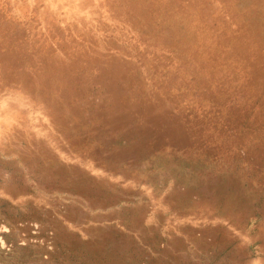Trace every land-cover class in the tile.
I'll list each match as a JSON object with an SVG mask.
<instances>
[{
  "label": "bare ground",
  "instance_id": "bare-ground-1",
  "mask_svg": "<svg viewBox=\"0 0 264 264\" xmlns=\"http://www.w3.org/2000/svg\"><path fill=\"white\" fill-rule=\"evenodd\" d=\"M106 2L115 14L110 13L128 24L133 39L145 43L148 53L168 52L157 57L156 66L136 53L134 45L127 49L130 60L122 58L120 45L118 53L105 54L103 45L75 29L92 46L75 54L64 51L68 58L60 59L61 52L50 54L38 28L15 17L17 6L0 0V90L15 78L16 83L23 82L21 89H34L32 98L48 92L44 108L71 151L102 170L133 177L156 191L169 188L166 200L180 215H220L240 227L259 218L256 230L264 252V0ZM46 23L57 40L56 32L63 31L50 17ZM66 35L65 42H76ZM252 57L258 59L249 60ZM135 59L143 62L147 74L139 71ZM193 72L197 76L186 89L189 78L184 75ZM231 74L240 84L223 85ZM25 145L0 143V151L15 155L29 170L33 159L36 185L71 191L90 205H107L108 218L138 227L142 206L117 207L126 195H135L132 190H121L103 175L92 177L76 165L57 163L52 154H36ZM27 149L32 155L24 157L21 153ZM15 165L14 160L0 159V169L19 172ZM7 183L12 193L29 190L21 180ZM209 190L213 193L207 194ZM187 231L194 233L191 227ZM131 246L125 241L118 248L129 251Z\"/></svg>",
  "mask_w": 264,
  "mask_h": 264
},
{
  "label": "rangeland",
  "instance_id": "rangeland-1",
  "mask_svg": "<svg viewBox=\"0 0 264 264\" xmlns=\"http://www.w3.org/2000/svg\"><path fill=\"white\" fill-rule=\"evenodd\" d=\"M7 1L18 7L19 10L14 9V15L17 19H20L26 24H32L40 30L39 35L41 38L43 36L47 40L48 43L46 44L49 47L51 55L56 56L57 52H61V55L58 56H62L60 59H64L63 57L68 58L62 54L64 51L69 54H75L84 50L85 46H92L88 44V40L84 41L80 39L74 33V29L76 31L82 30L86 32L89 38L95 39L99 44L103 45V53L105 54L118 53V45L122 48L124 47L122 58L125 60L131 59V56L127 52L130 45H134L136 47V53H139L146 60L152 62L154 66L157 65V57H163L168 54L165 49H159V56H152L148 53V50L145 49L144 42L133 39L134 33L128 24L123 19L116 18L110 13V10L112 12L113 10L106 0ZM48 17L52 18L55 21L56 27L63 31L56 32L60 36L57 40L54 38L52 31H47L48 25L46 19ZM27 30L24 29L25 34H27ZM66 33L75 39L76 42H65L64 37L67 36ZM65 43L67 44L66 48L60 47ZM76 44H79L82 49L78 50L81 47L77 48ZM257 59V57H252L249 60L253 61ZM135 63L142 74H147V71L143 67V62L140 59H135ZM255 64L253 63L251 67L255 66ZM192 74L193 76H191ZM192 74L184 75L189 78V81L185 85L186 89L191 85V80L197 76L195 72ZM231 75V79L227 77L222 80L223 85L231 87L232 81H240L237 76ZM30 78L32 79L33 76ZM15 80L14 78L11 82L13 86L8 82L9 86L0 90V143H5L6 145L12 144L14 148L15 146H26L25 144L27 143L28 148L35 151L36 154L40 153L42 155L44 151L45 154H52L56 158L57 163L76 165L92 177H95L96 174L103 175L105 178H108L109 182L120 187L121 190H132L136 195L134 198L135 202L141 203L146 218L151 216L153 223H157V227L161 231L159 235L163 237H153L159 241L157 243L158 247L163 248L167 246L171 250L172 248L169 242H167L171 241L169 239L182 243L184 246L183 249L173 248V256H183L186 261H189L188 263L239 264L241 260L240 263L242 264H264V252L262 251V244L258 240L259 236L256 230L258 228L257 226H260L259 218L252 217L246 222L244 227H240L231 223L229 220L219 218L217 215L209 217L202 213L178 214L172 210L170 202L166 200V196L170 191L169 188L164 187L156 191L148 183L139 182L133 177L123 176L120 173L102 170L94 162L77 156L76 153L71 151L69 143L60 127L53 121V117L44 108L47 104L46 98L48 95L46 93L48 92L42 91L41 93L46 98H32V95L35 94L34 89L28 86L27 89H21L23 82L18 81L16 83ZM28 83L26 82L24 84ZM236 83L240 84L239 82ZM206 87H204L205 91L208 88ZM59 90L57 88L58 92ZM245 91L247 90H244V95L247 93ZM57 100L63 103V99L57 98ZM24 133H27L28 136L23 138ZM26 138L28 141L25 143ZM240 152L241 154L243 153L242 150ZM21 154L24 157L32 155L28 154V149L27 153ZM0 159L8 161L14 160L16 169L19 171L13 173V169L10 167L0 169V264H94L90 262L92 260L88 259V257L95 256V249L93 246L87 245V247L83 243L95 239V236L91 235L87 229L90 227H104L108 224L114 225L118 229L123 228L121 223L116 219H86L81 218L80 214L76 212L73 213L75 216H72L74 221L71 220L67 215L68 206L70 207L75 203L77 209L85 210L90 205H87L85 200L82 199L83 197L76 195L69 196L66 192L46 190L36 185L35 175L37 171L33 159L29 161L30 170L29 168L26 169L25 165L19 162L15 155L5 156L0 152ZM44 175L48 176V174ZM13 180L15 182L21 180L22 183L24 181V184L29 186V190L21 189L19 192H10L7 181ZM168 182H170L169 184L172 188V182L170 180ZM206 192L207 194L213 193L211 190ZM126 196L133 197L130 193ZM138 196L141 197V200H137ZM196 197L195 194L192 195V199ZM127 202V200L124 202L120 201L117 207H125L127 206ZM92 206L94 208L97 205L93 204ZM99 212L102 211L98 209L92 210L93 214ZM58 225H61L68 234L74 237H59L60 239L58 240ZM183 227L193 228V235L196 237L201 235L203 230L205 232L210 230V234H214L213 228H223L226 230L227 235L230 236L229 238L233 239L235 243L242 245L243 248L234 250L233 247L235 244H232L233 246L231 247V242L226 243L225 241H221L220 249L217 251L218 256H214L210 250L206 251V249L196 248L190 240L192 237H186L184 234ZM127 233L129 232L127 231ZM205 240L209 242L211 237H206ZM136 245L142 246L141 243H134L131 249L124 251V253L126 252L129 255L133 254L134 257L139 256L135 248ZM144 247L147 252L149 251L148 254H151L150 247L148 245H144ZM159 252L161 250L158 251V254ZM151 255L155 256L157 253H152ZM139 257L142 260L140 261L138 258V261L142 262L140 264H148L144 255L142 256L143 258L141 255ZM111 259H108L110 261L109 264H112ZM157 259L161 260V262H158V260L156 262L154 259V264H178L180 262V259H177V257H157ZM236 260L238 263H236ZM102 264L107 263L104 260Z\"/></svg>",
  "mask_w": 264,
  "mask_h": 264
},
{
  "label": "crops",
  "instance_id": "crops-1",
  "mask_svg": "<svg viewBox=\"0 0 264 264\" xmlns=\"http://www.w3.org/2000/svg\"><path fill=\"white\" fill-rule=\"evenodd\" d=\"M1 142H3V141H1ZM5 156H7V155H5ZM43 189L48 190L49 188H43ZM49 190H57V191H61V192H66L69 194V196L75 195L71 191L63 190V189H49ZM135 196L136 195H134L132 198L130 196L129 197L126 196L122 199H125L128 201L126 203L127 206H132V207L142 206L141 203H136V202L131 203L130 202V200L131 201L135 200L134 199ZM82 199H84L85 202L87 203V205H89V203H90L89 200H87L86 198H82ZM125 200H121V201L124 202ZM137 200H141V197L138 196ZM130 204H132V205H130ZM93 209H98L102 212L93 214L92 213ZM108 210L109 209H108L107 205H105V206H98L97 205L94 208L92 205H89V206H87V209H85V210L80 209V208L77 209L75 203H73L70 207L68 206V209H67L68 214L67 215H68V218H70L71 220H73V217H72L74 215L73 213L76 212L77 214H80L81 218H86V219H88V218L93 219V220L116 219L117 221H119L121 223V225L123 227L122 229H118L114 225L108 224L107 226H104V227H96V228L90 227L87 229V231L91 235L95 236L94 240L83 242L85 244V246L90 245V246H93V248L95 249V256L88 257V259L92 260L90 262H92L94 264H102V262H104V260H105V263L109 264L110 261L108 259L112 258L111 259L112 264H140V263H142V262H140L142 260L139 256L141 255V257H142L144 255L147 259L148 264H154V259L157 262V260H158L157 257H159V258H161V257L162 258H168V257H170V258L175 257L176 258L177 257V259H180V262H181V263L179 262L178 264H191V263H188L189 261L188 260L186 261L185 257H183V256H181V257L173 256L174 255L172 252L173 248L183 249L184 246L182 243L174 241L172 239H169L171 241H167V242H169L170 247L172 248L171 250L167 246L163 247V248L158 247L157 243L159 241L153 237H163V236L159 235L161 233V231L158 229L157 223H153V219L150 220L149 222H147V218H146L144 211L142 214L143 215L142 219L139 220L138 227H129L126 225L124 220H122L118 217L108 218L106 216L108 214ZM218 217L221 218L220 215H218ZM75 221H77V220H75ZM232 223L236 224L234 221H232ZM142 228H143V231H142ZM144 229H145V231H144ZM213 229H214L213 230L214 234H210V232H211L210 230L206 231V232H205V230H203L202 234L197 236V237L195 235H193L194 233L189 234L187 231V227L183 231H184V234L186 235V237H192L190 240L192 241V243H194L196 248L199 247L202 249H206V251L210 250L214 256H218L217 251L220 249L221 240L225 241L226 243L231 242V247L233 246L232 244H235L233 247L234 250L243 248L242 245L235 243L233 239L229 238L230 236L227 235L225 229H223V228L221 229L220 227L213 228ZM57 231H58V234H57L58 240L60 239L59 237H74V236H71L70 234H68L66 232V230L61 225L57 226ZM127 231L129 233H127ZM134 236H137V237H134ZM206 237H211V240L209 242H207L205 240ZM221 237H224V238H221ZM76 241H78V240H76ZM121 241L122 242L127 241V242L132 243V244H134V243L140 244L141 243L143 247H144V245H148L150 247V249H149L150 253L151 254L157 253V255L153 256L151 254H148L149 251L147 252L145 250V247L143 248L142 246L136 245L135 248H136V250H138L137 254H139V256L137 255V257L136 256L134 257L133 254L129 255L126 252L124 253V251L122 252V248H118L119 246L121 247V244H122ZM178 245H180V246H178ZM90 249H91V247H90ZM101 250L103 251L102 253H101ZM160 250H161V252H159V254H158V251H160ZM213 251L214 252L216 251L215 252L216 254ZM97 253H99V254H97ZM138 258L140 261H138ZM102 259H103V261H102Z\"/></svg>",
  "mask_w": 264,
  "mask_h": 264
}]
</instances>
